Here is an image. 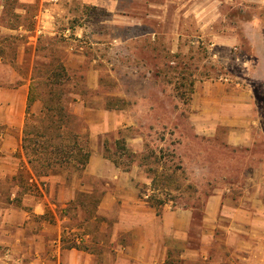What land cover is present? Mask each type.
Returning <instances> with one entry per match:
<instances>
[{
  "label": "crops",
  "instance_id": "crops-1",
  "mask_svg": "<svg viewBox=\"0 0 264 264\" xmlns=\"http://www.w3.org/2000/svg\"><path fill=\"white\" fill-rule=\"evenodd\" d=\"M56 1L59 4L55 3L52 10L38 15L40 21H46V17L57 20L63 11L68 17L78 16L70 9L74 1L85 10L79 14L84 23L74 27L71 42L62 46L66 53L62 62L68 70H74L86 61L87 89L101 87V65L97 62H104L103 52L107 50L103 47L107 45L115 48L146 38L156 47L164 39L163 45L171 55L179 51L181 34L174 30L133 33L128 37L92 30L93 24L108 23L107 18L99 16L103 11L110 13L117 24L129 22L126 19L139 24L142 12L134 3L130 9L125 0ZM212 1L165 0L160 7H169V3L178 6L181 20L194 14L199 32L196 42L204 40L216 54H226L240 46V35L232 25L227 31H216L215 25L224 18L218 15V5ZM260 3L264 5V0ZM147 5L156 7L151 1ZM4 7L1 2L0 8ZM242 29L249 45L244 54L253 66L255 78L264 83V21L255 14L242 23ZM28 38L39 39L35 35ZM88 50L92 53L89 58ZM4 61L0 58V264H168L176 248L180 264H264V176L255 183L260 185L258 190L242 196L230 197L222 189L214 191L200 214L195 207L152 205L142 196V185L151 179L141 164L135 159L119 161L117 146H108V141L116 144L120 129L131 126V116L126 108L108 106L105 96L99 100L97 96L75 92L71 99L70 112L79 121L78 131L89 152L85 167L77 172L57 167L48 175L36 176L22 146L35 60L29 78L23 77V82L14 65ZM135 65L138 66L127 68L133 70ZM202 91L198 88L196 92ZM252 93L253 88L243 93L222 85L205 90L202 102L196 96L197 110L192 114L202 123L197 124L198 132L215 134L218 125L225 123L233 130L232 135L249 136L261 114ZM37 102L42 103L35 99L30 108L35 114L42 108L33 109ZM242 120L246 123H239ZM244 128L247 132L242 131ZM124 139L129 151H143L142 138Z\"/></svg>",
  "mask_w": 264,
  "mask_h": 264
},
{
  "label": "rangeland",
  "instance_id": "rangeland-1",
  "mask_svg": "<svg viewBox=\"0 0 264 264\" xmlns=\"http://www.w3.org/2000/svg\"><path fill=\"white\" fill-rule=\"evenodd\" d=\"M30 1H0L5 5L3 9L0 8V58L14 65L20 82H23V77L29 78L28 73L34 60V65L38 64L41 71L47 68L51 60L64 61L66 53L62 46L71 42L65 36V30L70 29L73 37L74 27L84 23L79 14L85 10L78 1L70 5V9L78 16L71 18L63 11L57 20L46 17L43 22L38 19V15L52 10L53 5L59 2ZM149 1L156 7H148ZM164 2L165 0H125V5H130V9L134 3L137 10L142 12L139 24L134 25L131 19H126L129 20L127 23L117 24L112 21L110 13L101 11L99 16L109 21L102 25L93 24L92 30L105 31L111 36L123 34L126 37L133 33L142 35L152 31L174 30L181 34L182 46L180 45L179 51L171 55L170 50L163 45L164 39H160L162 45L157 44L156 47L146 38L141 42L115 45V48L107 45L109 47H103L107 50L103 52L104 62H97L101 65V87L97 90L86 88L84 73L87 64L84 61L80 68L69 70L71 82L65 93L71 99L75 98V92L94 95L99 100L105 96L108 106L126 108L131 116V126L120 129V138L116 139V144L108 141V146H117L116 158L121 162L135 159L150 177V183L141 187L142 196H152L157 203L169 204L173 208L195 207L200 214L207 198L214 191L225 190L228 196L234 198L242 196L244 192L258 190L260 185L255 183L264 176V83L255 78L253 66L244 54L249 45L242 29V23L255 14L264 21V5L260 0H223L222 3L212 1L218 5V15L221 17L222 14L224 18L215 25L216 31H227L231 28L228 25H232L240 35V46L236 45L227 50L226 54L218 55L209 46L210 43L201 39L196 42L199 32L194 14L182 16L181 20L179 7L172 3H169V7H160ZM149 14L152 16H148ZM17 24L24 25L19 30L10 28ZM31 35L38 36L39 39L28 38ZM28 41L31 43L28 44ZM35 46H38L36 57ZM153 47L155 51L152 50ZM119 50L123 53L118 52ZM90 53L88 50V58ZM133 64H138L133 67L136 70L127 68ZM7 73L5 69L4 74ZM222 85L227 90L235 87L236 91L243 93L246 88L254 89L252 95L259 104L261 114L255 128H250L249 136L232 135L233 130L225 123L218 125L215 134L198 132L200 129L197 124L202 123L192 114L197 110L194 107L195 97L202 102L205 90H214ZM198 88L204 91L198 93ZM41 107L42 103L37 102L33 109L38 111ZM239 123L245 124L246 120ZM75 127L78 130V119L74 121L73 128ZM242 131L245 132V128ZM131 136L142 138L141 146L144 149L135 153V157L126 158L124 137ZM246 137L247 141L244 140ZM240 138H243V142H234ZM1 143L0 138V145ZM261 188L264 190V185ZM178 250L176 248L173 251L168 264H180ZM189 264L206 263L191 261Z\"/></svg>",
  "mask_w": 264,
  "mask_h": 264
},
{
  "label": "trees",
  "instance_id": "trees-1",
  "mask_svg": "<svg viewBox=\"0 0 264 264\" xmlns=\"http://www.w3.org/2000/svg\"><path fill=\"white\" fill-rule=\"evenodd\" d=\"M23 25L10 28L19 30ZM33 72L22 143L28 162L36 176L48 175L57 167L81 171L88 162L89 152L79 131L73 128L77 118L70 112L72 100L65 93L71 74L61 60L55 59L43 71L36 64ZM39 98L42 108L38 114L32 113V103ZM123 149L128 158L136 156L126 146ZM149 198L154 206L162 203H157L152 196Z\"/></svg>",
  "mask_w": 264,
  "mask_h": 264
},
{
  "label": "built area",
  "instance_id": "built-area-1",
  "mask_svg": "<svg viewBox=\"0 0 264 264\" xmlns=\"http://www.w3.org/2000/svg\"><path fill=\"white\" fill-rule=\"evenodd\" d=\"M65 36H66L67 38H69V40H70V38H71V31H70V29H66V30H65ZM144 197H145L146 199L149 198L148 195H144Z\"/></svg>",
  "mask_w": 264,
  "mask_h": 264
}]
</instances>
